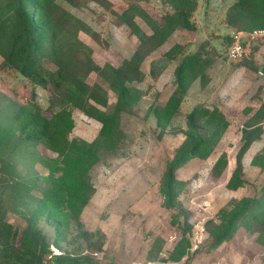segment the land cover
Wrapping results in <instances>:
<instances>
[{
  "label": "rangeland",
  "instance_id": "obj_1",
  "mask_svg": "<svg viewBox=\"0 0 264 264\" xmlns=\"http://www.w3.org/2000/svg\"><path fill=\"white\" fill-rule=\"evenodd\" d=\"M108 1L113 4L112 9L93 0H80L75 5L56 0L74 15L78 26L86 24L102 40L98 43L82 29L62 34L67 48L76 39L91 49L92 65L86 71L80 68V84L70 85L58 96L52 89L33 83L16 68L6 66L0 53V120L6 134L10 131L0 141V218L25 227V215L46 198L49 183L45 179L62 174L92 189L80 218L87 230L104 232L106 242L102 252L86 250V245L75 238L72 223L57 230L48 216L43 215L40 226L50 237L54 254L82 251L94 257L97 264H264V224L240 227L230 241L216 249H211L213 239L207 227L210 221L218 223L220 209L232 208L234 201L245 196L260 195L264 185V167L252 162L257 154L264 157L263 134L243 155V176L247 183L236 190L227 187L243 143V130L264 105V75L260 74L264 70V42L250 40L245 46L246 54L254 53L258 70L247 65L242 69L238 66L240 62L230 61L224 54L229 46L224 39L235 30L227 25L225 13L235 0L208 3L200 0L193 17L198 29H178L145 59L142 80L128 83L137 89V98L130 110L110 125L112 135L101 137L103 124L87 115L80 105L88 99L89 90L96 89L107 97L108 106L91 103L111 111L117 92L110 79L94 67L121 65L131 58L139 44L128 26L115 23L111 11L120 13L131 4L139 5L150 14L151 20L137 14L136 21L150 33L153 26L163 22L162 15L172 10L166 0ZM204 41H210L218 55L216 64L209 69L211 80L202 86L197 79L183 101L181 112L162 129L154 109L164 106L173 93L175 70L183 56L197 51ZM174 44L183 45V53L169 61L165 53ZM152 65L154 74L150 73ZM28 104L39 106L49 118L58 114L71 127L69 135L55 148L42 143L17 148L22 119L16 109ZM197 105L208 110L219 108L231 124L207 159L193 158L176 172L178 179L187 182L179 200L190 211L194 246L188 257L172 262L169 254L180 240L182 230L172 225L173 212L178 209L163 206L160 187L168 164L187 137V115ZM212 126L213 122L204 117L201 133L208 136ZM223 153L227 155L228 166L221 177H216L213 167ZM56 240L60 247L53 244Z\"/></svg>",
  "mask_w": 264,
  "mask_h": 264
},
{
  "label": "trees",
  "instance_id": "obj_2",
  "mask_svg": "<svg viewBox=\"0 0 264 264\" xmlns=\"http://www.w3.org/2000/svg\"><path fill=\"white\" fill-rule=\"evenodd\" d=\"M66 1L75 5L80 0ZM93 1L106 9L113 7L108 0ZM166 1L172 10L162 15L163 22L153 26L150 33L136 21L137 14L147 21L151 20L150 14L139 5L131 4L120 13L111 11L115 16V23L118 26H128L139 40V44L131 58L125 59L121 65L94 67V70L110 79L112 87L117 92L116 105L111 111L101 110L91 103L95 101L103 107L108 106L107 97L96 89L89 90L88 99L80 105L87 115L103 124L99 134L101 137L112 135L110 125L116 123L125 111H129L132 102L137 98V89L128 83L142 80L144 76L142 65L145 59L161 48L178 29L189 31L198 29L193 17L199 8L200 0ZM210 1L212 0H206V3ZM225 14L227 25L234 28V31L264 28V0H235L227 7ZM79 29L87 31L93 39L102 43L98 33L91 31L86 24L78 26L74 15L56 0H0V53L4 57V64L16 68L36 85L52 89L57 96L70 85L74 87L80 84L78 75L80 68L86 71L92 65L91 49L84 42L73 39L71 48H67V41L61 37L67 30H74L76 33ZM224 41L230 45L232 35H226ZM212 46L210 41H204L197 51L184 55L176 67L175 89L168 101L164 106L155 109L150 107V110L154 109L162 129H165L181 112L183 101L197 79L202 86L210 82L209 69L218 59L215 47ZM183 49V45L174 44L165 53V57L169 61H174L183 53ZM253 56L254 53L246 54L238 66L247 65L254 71L258 70ZM155 62L152 61V64ZM150 73H155L153 65ZM17 110L19 119H22L21 123L16 117L20 122L19 128L22 124V136L18 139L17 148L37 143L55 148L62 138L71 132V127L58 114L49 118L37 105L28 104L18 107ZM204 117L213 122L208 136L201 133V120ZM249 120L242 133L243 143L236 156V166L227 184L232 190L247 183L243 176L242 159L248 148L264 134V105ZM187 123V137L168 164L160 187L163 206L167 209H178L173 212L172 225H177L182 230L180 240L169 254V260L172 262H180L184 257H188L194 246L191 235L193 225L189 220L190 211L179 200L187 182L178 179L176 172L193 158L207 159L231 124L226 114L219 108L208 110L203 105H197L187 115ZM6 131L0 120V141L10 134V131L7 134ZM252 162L264 167V157L259 154ZM227 166V155L223 153L213 167L215 176L221 177ZM45 180L49 183L46 198L25 215V227H17L0 218V264H48L49 260L51 264H97L94 257L83 254L82 251L54 254L51 250L50 237L40 226L43 215L48 216V219L57 226V230L72 223L76 231L75 238L86 245V250L102 252L106 242L105 233L101 230L95 232L87 230L80 218L82 210L90 200L92 189H87L80 180H70L62 174L57 177L49 176ZM217 219L218 223L214 221L207 223L213 239L211 249L230 241L242 226L251 228L264 224V185L260 195L245 196L234 201L232 208L220 209ZM53 244L60 247L58 240Z\"/></svg>",
  "mask_w": 264,
  "mask_h": 264
},
{
  "label": "built area",
  "instance_id": "obj_3",
  "mask_svg": "<svg viewBox=\"0 0 264 264\" xmlns=\"http://www.w3.org/2000/svg\"><path fill=\"white\" fill-rule=\"evenodd\" d=\"M250 40H261L264 42V28H257L254 30H240L234 31L232 34V42L228 46V49L224 53L225 56L234 62L241 61L245 55V44ZM261 75H264V70L260 71ZM197 244V241H196Z\"/></svg>",
  "mask_w": 264,
  "mask_h": 264
},
{
  "label": "crops",
  "instance_id": "obj_4",
  "mask_svg": "<svg viewBox=\"0 0 264 264\" xmlns=\"http://www.w3.org/2000/svg\"><path fill=\"white\" fill-rule=\"evenodd\" d=\"M242 69H246L245 67H242Z\"/></svg>",
  "mask_w": 264,
  "mask_h": 264
}]
</instances>
